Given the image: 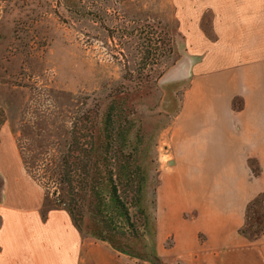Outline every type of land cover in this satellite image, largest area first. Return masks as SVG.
Instances as JSON below:
<instances>
[{"label": "rangeland", "instance_id": "1", "mask_svg": "<svg viewBox=\"0 0 264 264\" xmlns=\"http://www.w3.org/2000/svg\"><path fill=\"white\" fill-rule=\"evenodd\" d=\"M177 1L0 0V132L13 136L27 173L44 188L49 200L61 193L62 157L85 98L105 97L116 89L124 92L123 87L133 90L130 97L136 113L131 117L135 123L127 137V151L138 147L136 157L145 178L139 206L149 229L145 239L131 242L128 250L135 255L114 249L131 264H158L154 253L160 264H190L174 258L178 242L171 230L179 222L178 213H183L187 223L196 219L197 209L209 199L223 201V195L215 192L223 188V179L205 182L208 193L204 197L188 194V189L204 183L190 180L189 174H198L204 167L216 171L215 167L223 165L202 163L200 136L206 124L195 125L185 115L197 106L193 74L202 57L188 43L187 31L195 21L184 14L187 4ZM205 16L200 26L207 39L223 40L228 46L241 44L253 56H264V0H223V20L213 21L209 12ZM215 22L220 26L218 34ZM165 38L173 45L169 52L163 48ZM184 54L198 61L187 85L177 92L178 109L173 98L165 103L167 95L159 81ZM133 79L153 81L140 86ZM234 108L236 112L246 108V123L259 126L257 132L250 128L231 133L230 138L258 136L256 143L261 147L255 143V147L231 148L237 163L226 168L227 173H235L228 181L234 185L245 187L259 180L260 193L245 201V222L239 229L244 236L250 207L262 225L258 237L251 231L244 236L253 241L264 234V96L250 103L235 100ZM174 110L178 113L173 114ZM188 123L195 125L192 130L196 132L204 129L199 137H183ZM84 216V227L97 220L89 205ZM115 219L119 228H126L123 220ZM198 240L203 242L204 237L199 235Z\"/></svg>", "mask_w": 264, "mask_h": 264}, {"label": "crops", "instance_id": "2", "mask_svg": "<svg viewBox=\"0 0 264 264\" xmlns=\"http://www.w3.org/2000/svg\"><path fill=\"white\" fill-rule=\"evenodd\" d=\"M177 2L187 4L184 14L195 21L187 31L188 43L195 47L192 52L202 57L193 74L192 95H198L197 106L185 115L195 125L206 124L204 131L196 132L192 130L195 125L188 123L183 137H199L203 131L202 163L225 167H215L216 171L204 167L198 174L188 173L190 180H204L198 189H188L195 198L208 193L205 182L223 179V188L215 191L223 195V201L209 199L197 209L196 219L187 223L183 213H178L179 222L171 230L178 242L174 258L190 264H264V234L250 241L239 233L245 222V201L260 193L259 180L243 187L229 183L235 173H227V165L237 163L231 148L255 147L259 142L258 136L230 137L234 131H259L257 122L246 123L248 104L240 112L233 109L235 100L250 103L264 96V56H253L241 44L228 46L223 40L212 42L205 37L200 21L208 12L213 21L218 17L223 20V0ZM214 26L218 34L220 26L216 22ZM224 200L226 206H222ZM199 235L203 242H199ZM126 260L109 244L86 237L68 210L47 198L44 188L27 173L13 136L0 132V264H131Z\"/></svg>", "mask_w": 264, "mask_h": 264}, {"label": "trees", "instance_id": "3", "mask_svg": "<svg viewBox=\"0 0 264 264\" xmlns=\"http://www.w3.org/2000/svg\"><path fill=\"white\" fill-rule=\"evenodd\" d=\"M162 43L166 51H171L173 45L169 39L165 38ZM133 80L140 86H149L153 81ZM123 89L124 92L112 90L105 97L91 95L83 101L62 157L61 197L57 194L54 202L68 210L81 232L86 229L90 237L121 253L135 255L128 249L132 241L145 239L149 222L139 206L145 178L136 157L138 147L127 151V137L135 123L131 117L136 113L130 97L133 90L130 87ZM88 205L97 220L85 228L84 211ZM250 209H247V225L242 234L248 237L251 231L258 237L262 225L256 222ZM115 217L123 220L126 228H119ZM153 259L161 263L155 253Z\"/></svg>", "mask_w": 264, "mask_h": 264}, {"label": "water", "instance_id": "4", "mask_svg": "<svg viewBox=\"0 0 264 264\" xmlns=\"http://www.w3.org/2000/svg\"><path fill=\"white\" fill-rule=\"evenodd\" d=\"M198 61L197 57L184 54L178 62H176L167 72L160 78L159 84L166 93L165 103H169L171 98L178 104L180 109V100L177 98V92L187 85L191 76L193 66ZM177 114L175 110L173 114Z\"/></svg>", "mask_w": 264, "mask_h": 264}]
</instances>
